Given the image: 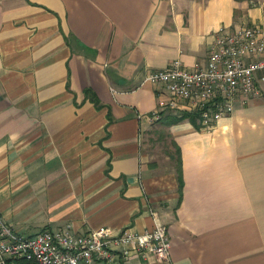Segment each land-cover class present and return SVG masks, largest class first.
I'll return each instance as SVG.
<instances>
[{
    "label": "crops",
    "instance_id": "1",
    "mask_svg": "<svg viewBox=\"0 0 264 264\" xmlns=\"http://www.w3.org/2000/svg\"><path fill=\"white\" fill-rule=\"evenodd\" d=\"M254 23L264 0H0L4 219L23 235L67 223L119 234L151 230L155 211L167 260L99 264H264V94L210 129L159 122L181 187L177 166L143 151L157 102L146 73L203 64L220 28Z\"/></svg>",
    "mask_w": 264,
    "mask_h": 264
},
{
    "label": "built area",
    "instance_id": "2",
    "mask_svg": "<svg viewBox=\"0 0 264 264\" xmlns=\"http://www.w3.org/2000/svg\"><path fill=\"white\" fill-rule=\"evenodd\" d=\"M143 83L154 85L156 107L150 122L165 111L193 114L201 126L210 129L230 115L236 102L247 103L264 94V26L258 23L235 29L225 27L215 35L203 64L184 65L179 59L165 67L149 70ZM154 227L146 231L126 229L110 233L103 226L77 234L67 223L59 230H43L32 235L17 233L0 212V264L26 259L33 264L110 263L116 252L169 258L170 239L166 227L152 212Z\"/></svg>",
    "mask_w": 264,
    "mask_h": 264
},
{
    "label": "rangeland",
    "instance_id": "3",
    "mask_svg": "<svg viewBox=\"0 0 264 264\" xmlns=\"http://www.w3.org/2000/svg\"><path fill=\"white\" fill-rule=\"evenodd\" d=\"M160 124L158 120L152 123L151 130L145 135V140L143 141V151L151 159L158 160V163L161 165L163 163L165 168L168 166L174 168V165L176 167L175 147L171 144L168 136H163L166 130L164 127L161 128L163 125L160 126ZM158 132H162V135L160 133V135H158ZM151 133L154 135L151 136ZM162 137L164 138L162 139ZM169 154L172 155L171 158L170 156L168 157Z\"/></svg>",
    "mask_w": 264,
    "mask_h": 264
},
{
    "label": "trees",
    "instance_id": "4",
    "mask_svg": "<svg viewBox=\"0 0 264 264\" xmlns=\"http://www.w3.org/2000/svg\"><path fill=\"white\" fill-rule=\"evenodd\" d=\"M84 96L85 98H88L91 102H93L96 106H98V102L94 96V94L90 91V89H85L84 91ZM194 115L190 114V113H182L180 115H175L172 113H165L162 114V116L160 117V119L158 120V122H160L163 125L169 126L170 124L176 123L178 121H182L184 119H189L191 120L192 123L195 124V120H194ZM172 157V155H170V158ZM176 158V166L178 167V179H179V187H181V168H180V157H179V151L177 148V153L175 155ZM13 264H33V262L26 260V259H19V260H14Z\"/></svg>",
    "mask_w": 264,
    "mask_h": 264
}]
</instances>
